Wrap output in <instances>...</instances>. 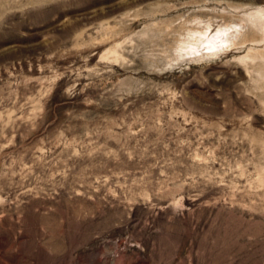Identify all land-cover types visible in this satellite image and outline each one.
Returning <instances> with one entry per match:
<instances>
[{
	"label": "rangeland",
	"instance_id": "obj_1",
	"mask_svg": "<svg viewBox=\"0 0 264 264\" xmlns=\"http://www.w3.org/2000/svg\"><path fill=\"white\" fill-rule=\"evenodd\" d=\"M0 264H264V0H0Z\"/></svg>",
	"mask_w": 264,
	"mask_h": 264
},
{
	"label": "bare ground",
	"instance_id": "obj_2",
	"mask_svg": "<svg viewBox=\"0 0 264 264\" xmlns=\"http://www.w3.org/2000/svg\"><path fill=\"white\" fill-rule=\"evenodd\" d=\"M212 47H215L217 44V39L215 37H212L209 41Z\"/></svg>",
	"mask_w": 264,
	"mask_h": 264
}]
</instances>
